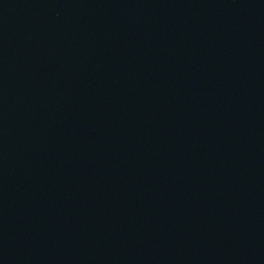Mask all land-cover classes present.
Returning <instances> with one entry per match:
<instances>
[{
  "label": "water",
  "instance_id": "obj_1",
  "mask_svg": "<svg viewBox=\"0 0 264 264\" xmlns=\"http://www.w3.org/2000/svg\"><path fill=\"white\" fill-rule=\"evenodd\" d=\"M0 264H264V0H0Z\"/></svg>",
  "mask_w": 264,
  "mask_h": 264
}]
</instances>
